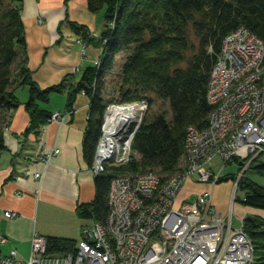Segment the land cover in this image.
Here are the masks:
<instances>
[{"label":"built area","instance_id":"obj_1","mask_svg":"<svg viewBox=\"0 0 264 264\" xmlns=\"http://www.w3.org/2000/svg\"><path fill=\"white\" fill-rule=\"evenodd\" d=\"M206 99L211 105L208 123L203 128L187 125L183 156L174 172L164 175L148 168L114 174L105 219L84 223L74 249L47 252L46 237L34 233L27 257L11 248L0 254V264H254L253 242L242 218L239 225L232 224V203L225 215L212 202V187L228 161L248 156L236 185L250 161L264 157V41L247 26L240 24L222 38ZM148 105L145 97L108 103L89 164L93 175L106 164L132 159V139ZM69 112H52L48 120L63 121ZM58 152L59 147L46 149L39 142L34 158L45 166ZM213 156L222 162L216 172L209 166ZM41 176L42 171L33 172L34 178ZM187 179L208 187L181 197ZM5 240L1 235L0 242Z\"/></svg>","mask_w":264,"mask_h":264},{"label":"trees","instance_id":"obj_2","mask_svg":"<svg viewBox=\"0 0 264 264\" xmlns=\"http://www.w3.org/2000/svg\"><path fill=\"white\" fill-rule=\"evenodd\" d=\"M86 4L91 12L105 9L99 61L86 65L77 80L66 75L58 83L40 87L31 79L25 58L16 62L18 49L26 43L21 0H0V149L5 146L2 127L8 123L4 111L19 103L12 89L13 75L18 71L21 83L28 84L29 89L25 133H37L50 117L52 111L38 102L47 101L51 92L67 87L66 107L70 109L78 92L89 96L82 149L84 158L91 163L102 116L111 101L103 95L105 74L113 67L115 55L126 49L115 86L120 97L115 101L142 97L149 104L156 99L166 101L170 115L159 109L145 116L132 139V159L123 164H106L103 172L94 175V197L79 203L77 213L103 221L114 174L157 168L168 175L177 169L187 125L203 128L208 123L211 105L206 99L207 84L222 38L242 24L264 41V0H86ZM70 24L84 30L83 25ZM234 158L242 164L248 156ZM249 169L264 175V157L255 156L238 178L236 191L243 190V195L237 198L247 206L264 210V185L246 175ZM236 178L237 174L226 172L217 182ZM242 224L253 242L254 264H264V215L248 213ZM46 239L47 252L72 250L76 245V240L69 237L49 235Z\"/></svg>","mask_w":264,"mask_h":264},{"label":"crops","instance_id":"obj_3","mask_svg":"<svg viewBox=\"0 0 264 264\" xmlns=\"http://www.w3.org/2000/svg\"><path fill=\"white\" fill-rule=\"evenodd\" d=\"M104 10L89 11L86 0H21L26 43L18 49L16 62L25 58L31 79L40 87L58 83L66 75L77 80L83 68L102 55ZM70 22L83 25L84 30ZM21 79L15 71L12 89L19 103L3 114L8 123L2 127L5 146L0 149V236L6 240L0 242V254L15 248L24 257L25 245L29 246L26 256L30 253L34 233L76 242L81 238L82 225L95 220L79 216L77 206L93 199L95 184L82 149L89 96L78 92L70 109L66 107L67 87L51 92L47 101L38 103L52 112L70 111L65 120L50 119L37 133H25L29 89ZM39 142L46 149L59 147L45 166L34 158ZM36 170L42 171L39 180L33 177ZM207 187L182 190L180 196L191 197ZM6 211L14 214L7 216ZM248 213L264 215V210L251 207Z\"/></svg>","mask_w":264,"mask_h":264},{"label":"rangeland","instance_id":"obj_4","mask_svg":"<svg viewBox=\"0 0 264 264\" xmlns=\"http://www.w3.org/2000/svg\"><path fill=\"white\" fill-rule=\"evenodd\" d=\"M127 51L126 49H122L119 53L115 55V62L113 67L111 68L108 73L105 74V90H104V99L113 101L116 98L120 97V93L118 90L115 89V86L118 84V81L120 80V74H121V63L126 55ZM149 96L153 97L152 94H148ZM165 111L166 115H170V108L166 101L161 100H154L152 103L148 105V108L146 109V113L144 114V117H149L152 113L156 112L157 110ZM241 154H244V151H241ZM135 156H137L135 154ZM221 159L218 156H213L209 161V166L212 169V171H218L221 166ZM241 167V164L237 161L236 158L231 159L225 164L224 169L222 170V174L226 172H233L234 174H239V169ZM246 175H248L250 178L255 180L256 182L264 185V175L258 174L253 169H249L246 172ZM207 187L208 184L206 182H200V181H193L190 179H187L183 183L182 190L187 191L192 188L199 190L202 187ZM243 195V190L238 189L236 191V185L234 179H224L221 181L216 182L212 187V202L214 208L222 213L227 214L228 208L230 203H232V210H233V216H232V224L234 226H237L241 223V218H243L248 211L250 210V206H247L239 201L237 197ZM25 252V253H24ZM29 252V246L25 245V251H23V254L26 256Z\"/></svg>","mask_w":264,"mask_h":264},{"label":"bare ground","instance_id":"obj_5","mask_svg":"<svg viewBox=\"0 0 264 264\" xmlns=\"http://www.w3.org/2000/svg\"><path fill=\"white\" fill-rule=\"evenodd\" d=\"M108 105V104H107Z\"/></svg>","mask_w":264,"mask_h":264}]
</instances>
